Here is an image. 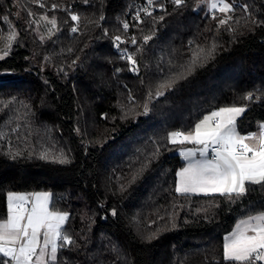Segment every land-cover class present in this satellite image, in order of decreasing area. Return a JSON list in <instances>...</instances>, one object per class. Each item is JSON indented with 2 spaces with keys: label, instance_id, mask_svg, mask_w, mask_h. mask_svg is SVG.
<instances>
[{
  "label": "trees",
  "instance_id": "trees-1",
  "mask_svg": "<svg viewBox=\"0 0 264 264\" xmlns=\"http://www.w3.org/2000/svg\"><path fill=\"white\" fill-rule=\"evenodd\" d=\"M228 1L233 10L219 13L202 0H154L131 27L134 72L112 38L127 34L121 22L144 0H0V49L17 33L0 59V218L9 192L51 193V209L69 213L63 232L73 240L54 264H228L224 234L264 212V185L232 201L175 191L189 143H169L170 132L193 131L229 106L247 108L241 133L264 123V0ZM200 49L194 71L160 89ZM49 149L70 162L29 156Z\"/></svg>",
  "mask_w": 264,
  "mask_h": 264
},
{
  "label": "snow or ice",
  "instance_id": "snow-or-ice-1",
  "mask_svg": "<svg viewBox=\"0 0 264 264\" xmlns=\"http://www.w3.org/2000/svg\"><path fill=\"white\" fill-rule=\"evenodd\" d=\"M182 2L183 0H175L177 5ZM148 3L151 5L153 0H148ZM210 7L221 13L233 10V6L226 0H212ZM144 12L151 15L147 8ZM42 19L56 28L55 18L49 20L44 16ZM71 20L78 25L80 17L72 14ZM227 23L228 19L219 21L220 25ZM123 27L127 30L129 24L124 22ZM71 31H78V27L74 26ZM16 38L17 33L10 31L5 47L0 49L3 53L0 59L9 55ZM114 39L118 46L121 37L116 36ZM150 39V36L144 37L145 41ZM131 42L136 43L134 38ZM214 48L215 45L207 55H211ZM203 53V49L194 52L188 67L161 83L160 89L172 88L179 80L190 75ZM126 59L133 66L131 70L138 71L136 59L132 55H127ZM156 95L162 96L164 91L158 90ZM245 99L252 100V93H248ZM246 110V106L221 107L204 115L195 124L193 131H173L168 134L167 139L173 145H195L180 151L187 163L176 172V193L219 194L232 201L233 197L240 198L247 194V185H264V123L259 125L258 132L242 135L237 130V120ZM148 112L149 108L145 105L144 114L147 115ZM158 151L157 149V153ZM22 154L16 151L12 153V158ZM32 155L53 163L70 162L62 151L53 153L49 149L29 153L30 158ZM51 199L52 194L49 192L7 194L6 217L0 218V264H54L59 249L73 243L72 237L63 232L69 213L53 211L50 207ZM115 214L113 210V215ZM155 235L153 233L149 239ZM223 260L228 264H264V212L240 219L233 231L224 237Z\"/></svg>",
  "mask_w": 264,
  "mask_h": 264
},
{
  "label": "built area",
  "instance_id": "built-area-1",
  "mask_svg": "<svg viewBox=\"0 0 264 264\" xmlns=\"http://www.w3.org/2000/svg\"><path fill=\"white\" fill-rule=\"evenodd\" d=\"M157 7V4H155L154 0H153V3L150 5L148 3V0H144L143 3H141L137 8H135V10L132 12V16L124 21L121 22V26L123 28L124 31L127 32L126 35H116V36H120L121 37V41L119 42L118 46H117V42L115 41V37L114 36L112 38V44H113V47L114 49L121 53V58H126L127 55H129L128 52V46H130V44H132V40H131V37H132V33H131V27L132 25L138 21V19L140 18V16L145 13L144 12V9H148L149 12L151 11V9L153 8H156ZM139 13V18H137V14ZM124 22H127L129 24V28L127 30L124 29L123 27V24ZM211 155V154H210Z\"/></svg>",
  "mask_w": 264,
  "mask_h": 264
},
{
  "label": "crops",
  "instance_id": "crops-1",
  "mask_svg": "<svg viewBox=\"0 0 264 264\" xmlns=\"http://www.w3.org/2000/svg\"><path fill=\"white\" fill-rule=\"evenodd\" d=\"M214 110H217V109H214ZM212 111H213V110H212ZM209 113H210V112H209ZM209 113H207V114H209ZM203 117H204V116H203ZM203 117H202L201 119H203ZM201 119H200V120H201ZM200 120H199V121H200ZM199 121H198V122H199ZM198 122H197V123H198ZM258 131H259V129L256 130V131H254V132H258ZM240 133H241V132H240ZM250 133H253V132H250ZM241 134H242V135H245V134H248V133H241ZM192 147H195V145L189 143L188 146L183 147V148H192ZM183 148H181V149H183ZM181 149L179 150V154H180ZM180 158H181V159L183 160V162H184L183 166L181 167V168H183V167L186 166L187 161H185L184 158H183L181 155H180ZM181 168H180V169H181ZM180 169H179V170H180ZM179 170H178V171H179ZM41 192H45V191H41ZM17 193H22V192H17ZM24 193H33V192H24ZM201 194H203V193H201ZM259 213H260V212H259ZM255 214H257V213H255ZM255 214H252V215H255ZM248 216H249V215H248ZM245 217H247V216H245ZM245 217L239 218V219H237V220L235 221V223L233 224V226L231 227V229H230L228 232H226V233L224 234V236H223V242H224V237L233 231V229H234L236 223H237L240 219H243V218H245Z\"/></svg>",
  "mask_w": 264,
  "mask_h": 264
},
{
  "label": "rangeland",
  "instance_id": "rangeland-1",
  "mask_svg": "<svg viewBox=\"0 0 264 264\" xmlns=\"http://www.w3.org/2000/svg\"><path fill=\"white\" fill-rule=\"evenodd\" d=\"M202 2L204 3V6L206 7V9H208L209 11H214V10H212L211 9V7H210V4H211V2H212V0H202ZM226 2L227 3H230L228 0H226ZM231 4V3H230ZM218 11V10H217ZM219 12V11H218ZM219 13H221V12H219ZM13 192H16V191H13ZM17 193V192H16ZM22 193H24V192H22Z\"/></svg>",
  "mask_w": 264,
  "mask_h": 264
}]
</instances>
